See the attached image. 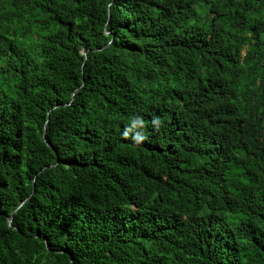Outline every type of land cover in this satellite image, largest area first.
Wrapping results in <instances>:
<instances>
[{"label": "trees", "instance_id": "trees-1", "mask_svg": "<svg viewBox=\"0 0 264 264\" xmlns=\"http://www.w3.org/2000/svg\"><path fill=\"white\" fill-rule=\"evenodd\" d=\"M0 264H264V0H0Z\"/></svg>", "mask_w": 264, "mask_h": 264}, {"label": "water", "instance_id": "water-1", "mask_svg": "<svg viewBox=\"0 0 264 264\" xmlns=\"http://www.w3.org/2000/svg\"><path fill=\"white\" fill-rule=\"evenodd\" d=\"M86 53H87V51H84L82 54L85 55ZM22 204H23V203H22ZM22 204H21V205H22ZM8 222H9L8 224L11 225L12 218H10V219L8 220Z\"/></svg>", "mask_w": 264, "mask_h": 264}]
</instances>
